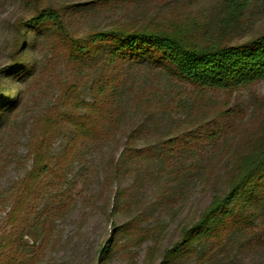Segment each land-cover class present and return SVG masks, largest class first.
<instances>
[{"label": "trees", "instance_id": "trees-1", "mask_svg": "<svg viewBox=\"0 0 264 264\" xmlns=\"http://www.w3.org/2000/svg\"><path fill=\"white\" fill-rule=\"evenodd\" d=\"M258 1L206 0L209 4L193 16L188 8L196 0H80L37 6L18 28L17 51L2 70L7 82L0 81L1 131L21 109L22 82L39 72L30 49L46 46L54 51L58 66H65V73L58 72V77L63 75L62 94L49 100L55 101L53 120L43 117L37 124L39 134H31L33 186L25 197L33 199L47 188L56 207L57 200L71 197L74 162L91 146L111 150L119 143L122 153L112 161L118 170L129 156L138 164L155 160L163 170L171 168L176 178L209 182L217 173L202 171L211 161L199 167L196 146L186 138L203 128V140L214 146L218 138L234 136L218 119L205 117L208 91L264 82V26L243 40L230 37L244 11ZM224 148H214L218 154L209 159L219 160ZM229 157L223 155L220 161ZM232 161L233 166H222L219 173L225 187L182 228L165 262L195 253L205 257L220 233L226 234V244L253 246L260 234L254 222L264 210V134ZM16 227L0 233L2 249L7 242L23 251Z\"/></svg>", "mask_w": 264, "mask_h": 264}, {"label": "rangeland", "instance_id": "rangeland-1", "mask_svg": "<svg viewBox=\"0 0 264 264\" xmlns=\"http://www.w3.org/2000/svg\"><path fill=\"white\" fill-rule=\"evenodd\" d=\"M79 1L22 0L23 16L7 29H0L2 83L7 82L2 70L12 63L11 55L17 51L18 28L23 20L47 2ZM196 1V5L188 8L191 16L198 14L203 4H209L206 0ZM4 3L5 0H0V9ZM263 26L264 0H260L244 11L243 18L230 30V37L243 40ZM30 53L38 62L36 72H39L35 75L33 72L22 82L25 96L21 109L0 131V233L17 225L14 231L23 251L13 243L6 242L3 249L0 245V264H264V210L254 222L257 225L254 231L260 234L253 246L239 249L237 244H226V234L220 233L214 250L205 257L198 258L195 253L170 262L164 260L182 228L191 224L213 194L225 187V177L219 176L222 166H233L232 159L252 149L264 134L263 81L239 89L208 91L209 108L203 110L205 117L218 119L219 126L226 125L235 134L218 138L217 146L211 140H203L204 128L197 132L200 137L194 131L186 138L196 146L195 161L200 162L199 167L211 161L210 167L202 171L217 173L209 182L203 178L197 183L189 176L176 178L175 172L169 173L171 168L163 170L164 165L155 160L138 164L129 156L118 170L112 161L122 153L120 143L111 150L91 146L81 160L80 157L74 162L68 192L71 197L57 200L55 207L47 188L42 189V194L34 193L33 199L24 193L33 186L30 172L35 156L30 138L39 134L37 124L43 117L53 120L55 101L49 100L62 94L63 75L58 77V72L65 73V66H58L54 51L46 46L32 47ZM226 137L228 142L224 141ZM220 147L225 148L219 160H210V156L218 154L214 148ZM223 155L230 156L227 162L220 161ZM144 167H149V172Z\"/></svg>", "mask_w": 264, "mask_h": 264}, {"label": "clouds", "instance_id": "clouds-1", "mask_svg": "<svg viewBox=\"0 0 264 264\" xmlns=\"http://www.w3.org/2000/svg\"><path fill=\"white\" fill-rule=\"evenodd\" d=\"M22 0H5L0 9V29H7L16 19L24 14Z\"/></svg>", "mask_w": 264, "mask_h": 264}]
</instances>
